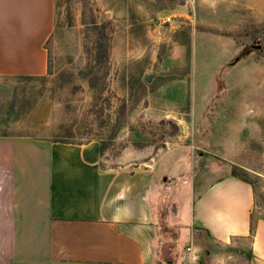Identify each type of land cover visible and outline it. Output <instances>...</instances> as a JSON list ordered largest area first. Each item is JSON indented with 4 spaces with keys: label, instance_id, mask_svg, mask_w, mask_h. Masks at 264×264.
Masks as SVG:
<instances>
[{
    "label": "rangeland",
    "instance_id": "obj_1",
    "mask_svg": "<svg viewBox=\"0 0 264 264\" xmlns=\"http://www.w3.org/2000/svg\"><path fill=\"white\" fill-rule=\"evenodd\" d=\"M46 47L45 76L0 80V134L102 141L104 168L189 146L196 183L231 172L264 194V0H56ZM177 192L152 262L247 264L249 239L214 243Z\"/></svg>",
    "mask_w": 264,
    "mask_h": 264
},
{
    "label": "crops",
    "instance_id": "obj_2",
    "mask_svg": "<svg viewBox=\"0 0 264 264\" xmlns=\"http://www.w3.org/2000/svg\"><path fill=\"white\" fill-rule=\"evenodd\" d=\"M55 28L56 0H0V80L45 76ZM195 166L189 146L104 168L97 141L0 134V264H154L160 211L173 205L176 217L177 191H191L197 231L224 245L249 239L247 264H264V194L231 172L196 183Z\"/></svg>",
    "mask_w": 264,
    "mask_h": 264
},
{
    "label": "trees",
    "instance_id": "obj_3",
    "mask_svg": "<svg viewBox=\"0 0 264 264\" xmlns=\"http://www.w3.org/2000/svg\"><path fill=\"white\" fill-rule=\"evenodd\" d=\"M50 69V64H49V67H48V71ZM49 73V72H48ZM37 78H41V77H26L24 79L26 80H32V79H37ZM54 142H60V143H70V144H83V143H75V142H72V141H58V140H55ZM99 144H100V154L102 156V153L105 149V147L103 146V143L102 141H99ZM103 166V165H102ZM238 177H241L243 178L244 180L248 181L250 184H253V181L248 179V178H245L243 175H237ZM254 231H255V222H254V218L252 217V222H251V230H250V234L253 236L254 234Z\"/></svg>",
    "mask_w": 264,
    "mask_h": 264
},
{
    "label": "water",
    "instance_id": "obj_4",
    "mask_svg": "<svg viewBox=\"0 0 264 264\" xmlns=\"http://www.w3.org/2000/svg\"><path fill=\"white\" fill-rule=\"evenodd\" d=\"M258 47L260 48V46H258ZM238 59H239V58H237V60H238ZM237 60H236V61H237Z\"/></svg>",
    "mask_w": 264,
    "mask_h": 264
}]
</instances>
